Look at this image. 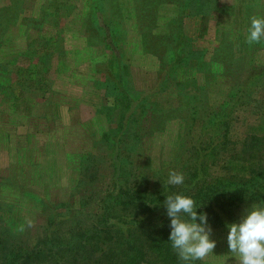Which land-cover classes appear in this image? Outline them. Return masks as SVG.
<instances>
[{"label":"rangeland","instance_id":"374dc122","mask_svg":"<svg viewBox=\"0 0 264 264\" xmlns=\"http://www.w3.org/2000/svg\"><path fill=\"white\" fill-rule=\"evenodd\" d=\"M253 16H264V0H0L6 245L44 239L58 203L72 211L54 234L93 226L116 183L135 184L138 162L170 194L185 186L169 173L185 181L194 170L189 146L204 174L226 176V154L233 164L247 158L244 142L264 137V40H246ZM137 127L144 157L136 146L124 167ZM227 231L212 228L217 243L202 264H238Z\"/></svg>","mask_w":264,"mask_h":264},{"label":"trees","instance_id":"16d2710c","mask_svg":"<svg viewBox=\"0 0 264 264\" xmlns=\"http://www.w3.org/2000/svg\"><path fill=\"white\" fill-rule=\"evenodd\" d=\"M183 10V6L179 8L180 13ZM178 32L182 37L181 25ZM208 127V123L203 125L204 130ZM140 129L137 127L126 134L129 145L122 159L124 167L132 165L130 153L136 146L141 150L139 158L144 157ZM221 130L219 134L225 135L227 129ZM243 145L241 151L247 153V158H241L235 164L231 159L227 160L230 156L227 154L219 159L226 176L204 174L201 151L189 146L197 157L194 170L186 173L184 190L170 192L192 196L197 212H207L212 228L225 227V221H237L238 215L254 202L264 204V137L246 141ZM213 151L211 146L209 154ZM231 157H234L233 153ZM148 163H137L139 174L132 187L123 189L120 181L117 182L102 199L97 222L90 227L79 226L70 238L54 234L60 231L62 218L72 211L67 203L49 205L51 216L44 239H33V243L27 242L29 239H16L7 246L6 240L0 238L3 249L0 264H183L168 240L170 219L163 216L166 210L163 198L169 195L168 188L159 189L157 181L150 180ZM116 207L121 208L120 214H116ZM193 264H202L201 259Z\"/></svg>","mask_w":264,"mask_h":264},{"label":"clouds","instance_id":"9594fccd","mask_svg":"<svg viewBox=\"0 0 264 264\" xmlns=\"http://www.w3.org/2000/svg\"><path fill=\"white\" fill-rule=\"evenodd\" d=\"M251 45L264 40V16L251 17L246 37ZM168 182L184 183L182 173L171 171ZM170 218L168 240L183 264L204 258L213 252L217 241L211 238L212 226L207 212H197L195 200L184 193H172L163 201ZM229 252L238 264H264V204L252 203L237 221H225Z\"/></svg>","mask_w":264,"mask_h":264}]
</instances>
